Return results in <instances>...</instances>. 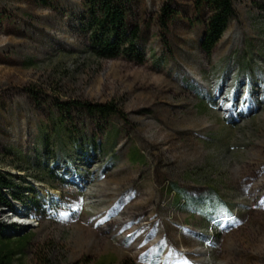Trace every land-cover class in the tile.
<instances>
[{
	"label": "rangeland",
	"instance_id": "rangeland-1",
	"mask_svg": "<svg viewBox=\"0 0 264 264\" xmlns=\"http://www.w3.org/2000/svg\"><path fill=\"white\" fill-rule=\"evenodd\" d=\"M132 2L143 62L89 53L82 0H0V170L42 197L0 207L15 264H264V0L211 56L203 0Z\"/></svg>",
	"mask_w": 264,
	"mask_h": 264
},
{
	"label": "trees",
	"instance_id": "trees-1",
	"mask_svg": "<svg viewBox=\"0 0 264 264\" xmlns=\"http://www.w3.org/2000/svg\"><path fill=\"white\" fill-rule=\"evenodd\" d=\"M204 5L210 12L200 48L211 56L215 47L221 40L229 23L235 18L234 0H203ZM84 14L81 24L88 36L87 50L98 59H115L125 57L138 62H143L144 54L139 47L141 27L133 23L132 0H82ZM163 14L167 17L166 22L172 20L175 15L167 7H163ZM91 117L110 118L120 113L114 103H78ZM69 107L62 108L58 132L66 131L70 134L71 129L66 125L65 112ZM45 143V141H44ZM16 177L0 170V207L10 206L13 199L25 202L35 209H41L42 197L34 186H27L25 192L19 193L21 185ZM221 200V199H219ZM214 203V202H212ZM213 208V207H212ZM220 211L215 208L209 211L211 216H216ZM33 235L24 233L10 237L3 233L0 225V264H15L26 253L32 242Z\"/></svg>",
	"mask_w": 264,
	"mask_h": 264
}]
</instances>
